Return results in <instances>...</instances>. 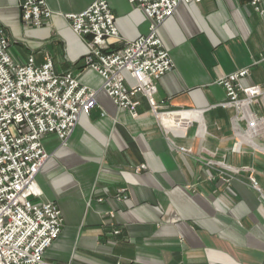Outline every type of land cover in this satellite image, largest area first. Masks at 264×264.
<instances>
[{"label": "crops", "instance_id": "obj_1", "mask_svg": "<svg viewBox=\"0 0 264 264\" xmlns=\"http://www.w3.org/2000/svg\"><path fill=\"white\" fill-rule=\"evenodd\" d=\"M93 2L46 0L51 21L29 28L17 0H0V26L16 63L32 57L42 66L51 58L58 73L72 72L98 91V107L80 117L65 145L54 134L43 139L50 157L36 178L39 201L55 203L63 216L46 261L264 264V0L261 13L252 0L182 4L159 27L174 62L157 84L160 118L141 94L137 117L117 107L85 65L88 45L64 16ZM108 3L122 37L113 48L148 33L139 7ZM243 69L249 74L239 84L262 94L237 111L223 105L218 81Z\"/></svg>", "mask_w": 264, "mask_h": 264}, {"label": "built area", "instance_id": "obj_2", "mask_svg": "<svg viewBox=\"0 0 264 264\" xmlns=\"http://www.w3.org/2000/svg\"><path fill=\"white\" fill-rule=\"evenodd\" d=\"M128 2L144 13L148 33L120 49L111 44L122 37L108 0H94L84 11L64 18L74 33L85 39L89 53L84 63L103 79L101 90L113 103L137 117L139 102L135 97L141 94L160 118L157 84L174 68V62L158 29L180 5L202 0ZM261 2H251L260 13ZM17 3L24 26L41 28L51 21L53 13L46 0ZM248 72L243 69L218 81L226 90L225 107L245 111L262 94L258 86L239 84ZM125 73L134 80L133 85ZM240 92L244 99L239 98ZM97 93L72 72L58 73L51 58L42 66H36L32 57L25 64L16 63L9 54L6 31L0 26V264H50L45 254L61 234L63 216L55 203L39 201L42 194L36 178L50 157L43 139L54 134L65 145L80 117L98 107ZM258 123L250 114V126ZM252 183L259 189L254 180Z\"/></svg>", "mask_w": 264, "mask_h": 264}, {"label": "bare ground", "instance_id": "obj_3", "mask_svg": "<svg viewBox=\"0 0 264 264\" xmlns=\"http://www.w3.org/2000/svg\"><path fill=\"white\" fill-rule=\"evenodd\" d=\"M177 116H178V115H177ZM177 116H176V117H177ZM182 116H183L184 118H186V117L189 116V115H182ZM182 116L180 115L178 118H181ZM161 117H163V115H162ZM183 117H182V118H183Z\"/></svg>", "mask_w": 264, "mask_h": 264}, {"label": "rangeland", "instance_id": "obj_4", "mask_svg": "<svg viewBox=\"0 0 264 264\" xmlns=\"http://www.w3.org/2000/svg\"><path fill=\"white\" fill-rule=\"evenodd\" d=\"M248 71H249V69H248ZM248 74H249V72H248ZM242 86V85H241ZM243 87H245V86H243ZM246 87H249V86H246ZM259 87V86H258ZM260 88V87H259ZM261 89V88H260ZM240 93H242V92H240ZM239 93V94H240ZM243 95H244V93H242ZM245 96V95H244ZM239 98H240V96H239ZM240 99H244V98H240Z\"/></svg>", "mask_w": 264, "mask_h": 264}]
</instances>
